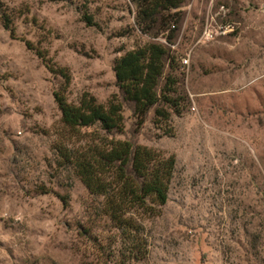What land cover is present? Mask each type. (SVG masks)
<instances>
[{
	"label": "rangeland",
	"instance_id": "rangeland-1",
	"mask_svg": "<svg viewBox=\"0 0 264 264\" xmlns=\"http://www.w3.org/2000/svg\"><path fill=\"white\" fill-rule=\"evenodd\" d=\"M186 9L172 46L184 106L172 132L155 111L138 126L126 109L124 138L177 157L169 202L148 223L149 257L133 264H264V0ZM2 11L11 27L0 17V264H119L87 188L56 164L55 93L107 103L120 95L115 59L150 38L130 0H0Z\"/></svg>",
	"mask_w": 264,
	"mask_h": 264
},
{
	"label": "trees",
	"instance_id": "trees-1",
	"mask_svg": "<svg viewBox=\"0 0 264 264\" xmlns=\"http://www.w3.org/2000/svg\"><path fill=\"white\" fill-rule=\"evenodd\" d=\"M191 1L130 0L136 9V29L150 40L115 59L120 95L101 103L89 92L77 102L70 101L66 91L55 93L61 111V127L53 144L56 164L87 188L93 201L92 216L105 221L112 233L108 255L117 258L119 264L148 259V223L163 214L177 170L175 154L124 138L126 109L138 126L155 111L153 122L166 134L172 132L169 123L173 115L182 114L184 109L177 86L179 62L172 46L180 38ZM0 17L9 29L7 12L2 11ZM84 19L96 25L92 14L85 12ZM160 38L164 41L157 40ZM49 68L70 81L63 68Z\"/></svg>",
	"mask_w": 264,
	"mask_h": 264
},
{
	"label": "built area",
	"instance_id": "built-area-1",
	"mask_svg": "<svg viewBox=\"0 0 264 264\" xmlns=\"http://www.w3.org/2000/svg\"><path fill=\"white\" fill-rule=\"evenodd\" d=\"M215 35H216V32L214 30H212L210 27H207L204 31V37L206 38V40L214 39ZM182 60H183V64H185V65L189 64V60H190L189 56L183 58Z\"/></svg>",
	"mask_w": 264,
	"mask_h": 264
}]
</instances>
